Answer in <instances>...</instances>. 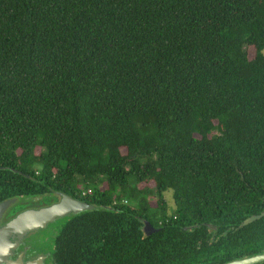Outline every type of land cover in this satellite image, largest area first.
<instances>
[{"label":"trees","instance_id":"1","mask_svg":"<svg viewBox=\"0 0 264 264\" xmlns=\"http://www.w3.org/2000/svg\"><path fill=\"white\" fill-rule=\"evenodd\" d=\"M56 192L54 264L263 253L264 0H0V202Z\"/></svg>","mask_w":264,"mask_h":264},{"label":"water","instance_id":"2","mask_svg":"<svg viewBox=\"0 0 264 264\" xmlns=\"http://www.w3.org/2000/svg\"><path fill=\"white\" fill-rule=\"evenodd\" d=\"M15 171L20 173L17 170ZM57 195L62 197L59 202L41 208H29L21 211L5 224H2V222L6 212L18 199L12 198L0 202V264H45V256L25 261L22 254L17 259H14L15 251L30 233L44 230L59 219L71 218L81 213L99 209L96 205L76 199L64 192H58ZM262 217H264V213L251 216L243 221L240 227H245ZM213 227L216 229L215 226ZM143 231L146 236H151L158 230L149 221H145ZM261 263H264V252L223 264Z\"/></svg>","mask_w":264,"mask_h":264},{"label":"flooded vegetation","instance_id":"3","mask_svg":"<svg viewBox=\"0 0 264 264\" xmlns=\"http://www.w3.org/2000/svg\"><path fill=\"white\" fill-rule=\"evenodd\" d=\"M56 193L48 194L51 198L50 203L45 204L44 206L52 205L61 200V196ZM70 195V194H69ZM86 194L83 193L85 197ZM19 200V198H17ZM77 199V198H76ZM17 200V202H18ZM17 202L12 205L8 211L6 212L2 224L7 223L11 219H13L17 214L21 211H13V207L16 206ZM70 218L59 219L55 223L50 224L46 229L32 232L30 233L21 244V246L15 251L14 259H17L20 255L23 254V258L25 261L33 260L38 258L39 256H45L44 263L45 264H54V252H55V243L60 235L65 223ZM45 231H48V234H44Z\"/></svg>","mask_w":264,"mask_h":264},{"label":"rangeland","instance_id":"4","mask_svg":"<svg viewBox=\"0 0 264 264\" xmlns=\"http://www.w3.org/2000/svg\"><path fill=\"white\" fill-rule=\"evenodd\" d=\"M250 57H254V49H249ZM165 199L168 201V204L170 208L174 207V200L172 196V192H167L165 193ZM51 198L49 195L45 196H30V197H24V198H19L16 206L13 207V211H20L24 209H29V208H41L45 204L50 203ZM130 204L127 201H124V204ZM48 231H45L44 234H48Z\"/></svg>","mask_w":264,"mask_h":264},{"label":"built area","instance_id":"5","mask_svg":"<svg viewBox=\"0 0 264 264\" xmlns=\"http://www.w3.org/2000/svg\"><path fill=\"white\" fill-rule=\"evenodd\" d=\"M90 194L91 193V190H88L87 192H84V194Z\"/></svg>","mask_w":264,"mask_h":264}]
</instances>
